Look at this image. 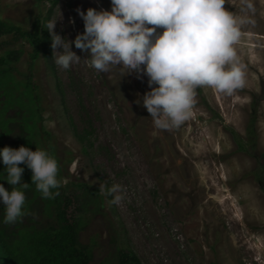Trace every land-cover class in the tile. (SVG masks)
Returning <instances> with one entry per match:
<instances>
[{
  "label": "rangeland",
  "instance_id": "374dc122",
  "mask_svg": "<svg viewBox=\"0 0 264 264\" xmlns=\"http://www.w3.org/2000/svg\"><path fill=\"white\" fill-rule=\"evenodd\" d=\"M51 6L0 0V18L26 30L36 17L57 21L55 32L74 41L84 32L77 9L110 11L111 0H57L49 13ZM224 7L242 21L234 48L244 87L231 95L198 88L189 119L172 130L158 129L143 106L146 75H124L119 66L101 73L74 44L81 61L63 70L53 49L51 61L31 60L28 38L0 37V149L38 147L57 159L61 187L83 204L78 235L90 264H116L120 248L142 264H264V0H225ZM19 166L30 185L22 189L25 215L5 224L0 204V228L23 248L57 219L56 199L42 198L32 171ZM4 168L0 161V184L11 191ZM79 183L104 184L105 194L93 197ZM114 185L122 191L107 198Z\"/></svg>",
  "mask_w": 264,
  "mask_h": 264
},
{
  "label": "clouds",
  "instance_id": "9594fccd",
  "mask_svg": "<svg viewBox=\"0 0 264 264\" xmlns=\"http://www.w3.org/2000/svg\"><path fill=\"white\" fill-rule=\"evenodd\" d=\"M224 5L225 0H111L110 11L77 9L84 32L74 41L55 32L57 21H48L45 28L51 35L53 60L63 70L81 61L72 51L74 44L88 53L90 66L101 73L119 66L124 75H146L151 90L144 94L143 106L158 129L172 130L189 119L198 88L207 86L231 95L244 87L245 74L234 48L242 21ZM0 161L7 173L3 180L12 186L9 191L0 184L5 224L25 215L22 189L30 185L22 181L25 169L19 165L32 171V182L42 198L59 195L53 191L61 187L58 161L47 150L5 146L0 149ZM105 189L100 184L101 194ZM117 191L122 189L114 185L107 195ZM120 199L116 196L113 203Z\"/></svg>",
  "mask_w": 264,
  "mask_h": 264
},
{
  "label": "trees",
  "instance_id": "16d2710c",
  "mask_svg": "<svg viewBox=\"0 0 264 264\" xmlns=\"http://www.w3.org/2000/svg\"><path fill=\"white\" fill-rule=\"evenodd\" d=\"M51 3L54 6L57 0H51ZM52 6L49 13L52 11ZM45 26L46 24L39 17L35 18L29 30L0 18V37L12 34L16 40L28 38L33 47L31 60L40 54L49 62L52 59V41ZM18 54V52L12 51L9 57L15 59ZM2 64H4V60L0 59V65ZM231 133L238 149L245 151L246 141L240 138L234 130H231ZM248 140H251L250 137ZM263 165L264 153L262 154L261 167ZM79 186L93 197L102 198L98 188L86 183H79ZM53 191L59 192V195L55 196L57 224L34 230L31 233L32 241L23 248L10 243L0 228V264H90V254L86 247L79 242L80 220L78 215L83 211V204L78 192L65 187ZM106 197L111 198V195ZM116 264H142V262L133 250L120 248L117 251Z\"/></svg>",
  "mask_w": 264,
  "mask_h": 264
},
{
  "label": "built area",
  "instance_id": "2783aa9c",
  "mask_svg": "<svg viewBox=\"0 0 264 264\" xmlns=\"http://www.w3.org/2000/svg\"><path fill=\"white\" fill-rule=\"evenodd\" d=\"M159 31H160V32H162V31H163V29H159Z\"/></svg>",
  "mask_w": 264,
  "mask_h": 264
}]
</instances>
